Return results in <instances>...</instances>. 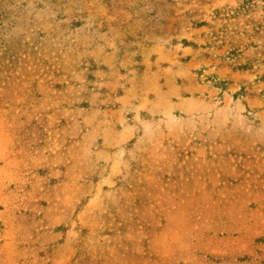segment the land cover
I'll return each instance as SVG.
<instances>
[{
  "label": "rangeland",
  "instance_id": "1",
  "mask_svg": "<svg viewBox=\"0 0 264 264\" xmlns=\"http://www.w3.org/2000/svg\"><path fill=\"white\" fill-rule=\"evenodd\" d=\"M0 264H264V0H0Z\"/></svg>",
  "mask_w": 264,
  "mask_h": 264
}]
</instances>
